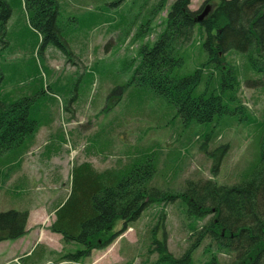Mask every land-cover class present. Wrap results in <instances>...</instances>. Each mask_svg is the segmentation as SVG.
<instances>
[{
  "label": "rangeland",
  "instance_id": "1",
  "mask_svg": "<svg viewBox=\"0 0 264 264\" xmlns=\"http://www.w3.org/2000/svg\"><path fill=\"white\" fill-rule=\"evenodd\" d=\"M8 1L12 15L0 40V100L34 98L31 113L40 129L22 147L0 153V212H28L21 238L27 235L29 257L7 264H168L157 262L159 255L151 250L155 239H166L169 251L181 257L212 216L191 217L182 198L150 203L136 220L117 224L120 234L108 246L71 260L69 254L85 246L66 241L51 227L57 207L71 191L73 169L88 162L100 171L128 173L152 163L155 173L148 187L174 194L191 180L239 183L252 175L259 160L263 75L247 72L244 55L232 52L228 61L240 70L238 96L248 108L244 117L229 114L212 123H185L166 97L128 84L140 49L152 46L164 31L175 0L163 5V0H58L68 54L52 42L42 45L22 0ZM215 2L191 0L189 7L197 11ZM203 40L196 26L180 53L177 74H193L203 66L208 59ZM212 68L205 66L198 91H214L219 83L218 75L209 79ZM247 77L262 81L250 84ZM224 145L227 150L215 153ZM220 157L215 172L214 159ZM234 258L206 236L193 250L191 264L214 259L230 264Z\"/></svg>",
  "mask_w": 264,
  "mask_h": 264
},
{
  "label": "trees",
  "instance_id": "2",
  "mask_svg": "<svg viewBox=\"0 0 264 264\" xmlns=\"http://www.w3.org/2000/svg\"><path fill=\"white\" fill-rule=\"evenodd\" d=\"M215 1L209 15L197 22L204 6L193 11L189 7L191 0H175L164 21V31L152 46L140 49L141 57L128 82L166 97L177 107L185 123H212L229 114L244 117L248 108L238 96L240 70L228 61L232 52L244 55L247 72L264 77V0ZM22 3L30 22L41 35L42 45L52 42L68 54L58 22L59 1L22 0ZM11 15L9 1L0 0L1 41ZM196 26L202 33L208 59L193 74L180 76L177 74L183 63L180 53L191 40ZM205 66L213 67L208 72L209 79L215 75L220 77L214 91H198ZM257 81L262 79L247 77L246 80L250 84ZM34 101L31 97L0 100V153L22 147L26 139L35 136L40 129L39 121L31 113ZM227 148L228 145L218 147L215 153ZM220 160L221 157L214 159L215 172ZM154 173L152 163L136 165L128 173L115 169L100 171L88 162L73 169L71 191L57 207L56 220L51 227L66 241L81 242L85 246L69 254L71 260L77 261L94 249L108 246L120 234L115 231L117 224L123 221L126 225L136 220L150 203L182 198L189 205L187 210L191 217L212 216L181 257L169 251L166 239H155L156 246L151 250L158 253V263L191 264L193 250L210 236L218 248L235 254L230 264H264V136L257 166L249 178L239 183L226 185L213 179L191 180L183 191L174 194L148 187ZM160 217L161 220L163 216ZM27 218V211L0 212V241L23 236L27 232ZM194 228L191 230L196 232ZM209 264L221 263L214 259Z\"/></svg>",
  "mask_w": 264,
  "mask_h": 264
},
{
  "label": "crops",
  "instance_id": "3",
  "mask_svg": "<svg viewBox=\"0 0 264 264\" xmlns=\"http://www.w3.org/2000/svg\"><path fill=\"white\" fill-rule=\"evenodd\" d=\"M26 237L27 235L16 240L0 241V264H7L10 261L20 263V260L17 261V259L29 254V244L24 245ZM27 257L29 256L27 255Z\"/></svg>",
  "mask_w": 264,
  "mask_h": 264
},
{
  "label": "water",
  "instance_id": "4",
  "mask_svg": "<svg viewBox=\"0 0 264 264\" xmlns=\"http://www.w3.org/2000/svg\"><path fill=\"white\" fill-rule=\"evenodd\" d=\"M213 10V4L207 3L205 4L202 12L198 15L196 21L202 22L205 17L209 15V13Z\"/></svg>",
  "mask_w": 264,
  "mask_h": 264
}]
</instances>
